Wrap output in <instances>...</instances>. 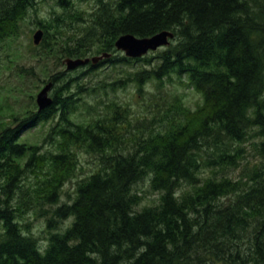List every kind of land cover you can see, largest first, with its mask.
<instances>
[{
	"label": "trees",
	"instance_id": "obj_1",
	"mask_svg": "<svg viewBox=\"0 0 264 264\" xmlns=\"http://www.w3.org/2000/svg\"><path fill=\"white\" fill-rule=\"evenodd\" d=\"M42 1L60 10L37 20L40 45L111 56L49 74L52 104L1 130L0 264H264V0H0V41L18 37ZM165 29L175 38L149 55L116 48L122 34ZM103 65L94 86L79 81ZM174 76L201 95L196 108L166 88ZM147 83L172 97L150 116L114 99L98 112L83 96L129 86L156 96ZM48 122L52 148L19 141ZM81 152L98 167L63 201ZM146 178L160 194L139 208Z\"/></svg>",
	"mask_w": 264,
	"mask_h": 264
},
{
	"label": "rangeland",
	"instance_id": "obj_2",
	"mask_svg": "<svg viewBox=\"0 0 264 264\" xmlns=\"http://www.w3.org/2000/svg\"><path fill=\"white\" fill-rule=\"evenodd\" d=\"M82 5L86 9L91 10V2L83 3ZM55 10L58 11L60 8L53 1L39 2L37 9H31L22 21L20 35L16 38L0 41V132L3 127L13 122V116L23 117L26 110L32 108L34 103H37V94L48 83L49 74L57 69L66 70L67 68L65 60L68 57H61L57 48L43 47L40 44L36 45L33 41V36L38 30L43 31L42 40L45 36L44 30L38 26L37 20L43 17H52ZM51 32L54 33L53 30ZM91 56H95V54H91ZM105 66H100L93 74H84L79 81L94 86L102 79L103 69L105 71L108 69ZM78 69L67 70V72H75ZM82 70H85V68L78 72L80 73ZM174 78L172 82L167 81L166 88L173 93L181 95L191 108H196L198 103L201 102V95L185 82L187 80L186 76L183 77L185 83L181 82L177 76H174ZM54 88L55 86H53L52 91ZM145 88L157 91L152 83H147ZM52 91H50V95H52ZM83 96L84 100L92 104L98 112L104 111L105 105L111 99H114L128 104L133 113L138 116H150L159 108L166 109L172 102L170 95L164 98V92L157 91L156 96L150 95L149 92L141 95L136 93L134 86L119 89L117 92L109 90L107 94L101 88H97L92 94H83ZM86 116L88 115L85 106H80L75 119L79 120ZM136 125L140 126L136 121L133 122V126ZM49 126L50 122L38 123L36 127L26 130L19 141L39 143L43 146V150L52 148L50 141L44 138ZM248 150V157L255 158L256 153L251 146H249ZM79 160L81 165L76 176L66 182L63 187V201H69L70 196L73 197L75 195L77 182L91 174L98 167L94 155L81 152L79 153ZM235 175H237V172ZM136 188L144 197L139 208L157 203L160 193L151 189L149 178L137 183ZM43 221V219L34 220L33 231L36 235H44ZM43 240L45 239L42 238L41 241Z\"/></svg>",
	"mask_w": 264,
	"mask_h": 264
},
{
	"label": "water",
	"instance_id": "obj_3",
	"mask_svg": "<svg viewBox=\"0 0 264 264\" xmlns=\"http://www.w3.org/2000/svg\"><path fill=\"white\" fill-rule=\"evenodd\" d=\"M43 31L38 30L33 36V41L36 45L40 44L42 40ZM175 38V33L172 30H162L151 36L139 37L132 33L122 34L116 41L115 45L119 51H122L126 56L132 58H140L159 48L168 46ZM111 53H104L93 57L86 58H67L65 60L67 70H74L80 66H84L92 62L97 64L103 58H108ZM53 88V83H47L37 94V105L39 110L50 106L53 98L50 96V91Z\"/></svg>",
	"mask_w": 264,
	"mask_h": 264
},
{
	"label": "bare ground",
	"instance_id": "obj_4",
	"mask_svg": "<svg viewBox=\"0 0 264 264\" xmlns=\"http://www.w3.org/2000/svg\"><path fill=\"white\" fill-rule=\"evenodd\" d=\"M52 91V90H51ZM51 93V92H50ZM51 96V95H50ZM52 97V96H51Z\"/></svg>",
	"mask_w": 264,
	"mask_h": 264
}]
</instances>
